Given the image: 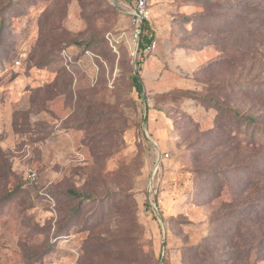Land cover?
<instances>
[{"label": "rangeland", "instance_id": "374dc122", "mask_svg": "<svg viewBox=\"0 0 264 264\" xmlns=\"http://www.w3.org/2000/svg\"><path fill=\"white\" fill-rule=\"evenodd\" d=\"M137 4L0 0V264H264V0Z\"/></svg>", "mask_w": 264, "mask_h": 264}, {"label": "trees", "instance_id": "16d2710c", "mask_svg": "<svg viewBox=\"0 0 264 264\" xmlns=\"http://www.w3.org/2000/svg\"><path fill=\"white\" fill-rule=\"evenodd\" d=\"M252 5H250L249 7H251ZM253 12V11H252ZM140 38H139V42H138V49L140 51L144 50V48L151 43V41L153 40V37L152 35L148 37L147 33H148V29H149V23L147 21V19L145 18H142L141 22H140ZM1 28V26H0ZM132 85L135 87V90L139 93V95L142 97V87H141V83H140V80H139V75H132ZM220 106V104H218ZM227 110H229L233 115L235 116H239V117H242L244 118L246 121L248 122H254L255 119L254 117H251V116H248V115H244V114H241L235 107H227ZM67 193L70 195V196H73V197H79V196H83V197H86V198H89L88 195L86 194H79L77 193L75 190L73 189H68L67 190ZM195 247H193L192 249H194ZM203 251V250H202Z\"/></svg>", "mask_w": 264, "mask_h": 264}, {"label": "built area", "instance_id": "2783aa9c", "mask_svg": "<svg viewBox=\"0 0 264 264\" xmlns=\"http://www.w3.org/2000/svg\"><path fill=\"white\" fill-rule=\"evenodd\" d=\"M137 1H138V4H137V12H136V15L138 16L139 21L141 22L142 18H146L147 17V13H146V10H145L146 0H137ZM135 36H139V38H140V27H139V29H137ZM153 44H154V42L152 40L151 43L148 44L144 48V50L150 49L151 47H153ZM31 176L34 177V173H31Z\"/></svg>", "mask_w": 264, "mask_h": 264}, {"label": "water", "instance_id": "95a60500", "mask_svg": "<svg viewBox=\"0 0 264 264\" xmlns=\"http://www.w3.org/2000/svg\"><path fill=\"white\" fill-rule=\"evenodd\" d=\"M155 212H156V209H155ZM164 246V244H162V247Z\"/></svg>", "mask_w": 264, "mask_h": 264}]
</instances>
